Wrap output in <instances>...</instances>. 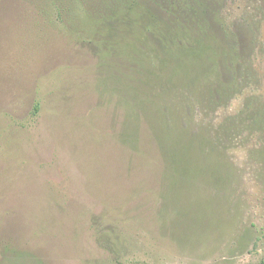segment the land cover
I'll list each match as a JSON object with an SVG mask.
<instances>
[{"label":"rangeland","instance_id":"rangeland-1","mask_svg":"<svg viewBox=\"0 0 264 264\" xmlns=\"http://www.w3.org/2000/svg\"><path fill=\"white\" fill-rule=\"evenodd\" d=\"M26 5L0 4V264L264 262V179L249 149L236 140L220 156L196 144L198 135L214 144L250 95L264 98V0L223 4L232 45L261 89L211 109L197 100L215 86L204 79L156 90L122 76L114 90L92 46ZM187 143L190 166L166 171L163 151Z\"/></svg>","mask_w":264,"mask_h":264},{"label":"trees","instance_id":"trees-1","mask_svg":"<svg viewBox=\"0 0 264 264\" xmlns=\"http://www.w3.org/2000/svg\"><path fill=\"white\" fill-rule=\"evenodd\" d=\"M22 1L29 8L26 13L34 15L41 24L44 21L60 28L75 44L92 46L101 59L100 67L105 68L103 72H108L107 79H103L112 82L114 90L117 83L118 90H122V76L143 85H154L156 90L165 81L169 86L175 82L173 87L179 84L183 89L204 79V84L215 86L210 89L206 86L202 100L200 95L197 100L204 109H211L252 86L261 89V78L243 63L246 55L232 45L235 31L231 33L224 18L225 0ZM250 25H253L249 31L254 35L252 39L258 41L261 26L253 20ZM219 65L230 69L231 82L224 84V75L218 73ZM235 65L238 67L233 69ZM173 90L170 92L176 91ZM36 110L39 112L40 107L36 106ZM211 139L214 144L198 135L196 144H211L220 156L219 149L227 150V143L242 140L249 149L253 168L264 179V98L250 95L241 111L224 118ZM165 143L166 138L159 140L160 145ZM192 144L187 143L181 150L165 147L166 171L177 172L190 166L191 156L187 153ZM195 154L199 156L200 151ZM207 171H214V167L209 166Z\"/></svg>","mask_w":264,"mask_h":264}]
</instances>
